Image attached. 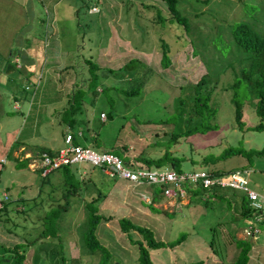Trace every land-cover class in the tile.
Instances as JSON below:
<instances>
[{
  "label": "rangeland",
  "instance_id": "obj_1",
  "mask_svg": "<svg viewBox=\"0 0 264 264\" xmlns=\"http://www.w3.org/2000/svg\"><path fill=\"white\" fill-rule=\"evenodd\" d=\"M39 2V13H42L44 20L46 19L47 30L45 35L41 34L39 30L35 33V39H42L41 43L35 42V50L41 52L42 55L44 50L51 49L48 46L55 39L60 41L61 46L67 45L68 47L73 42V49L69 48L68 54V57L71 58L70 66H63L59 71V73L61 70L64 72L66 69L67 74L68 72L72 73L73 78L69 83H73V87L76 82L80 81L81 71H84L81 69L85 66L82 57L89 54L102 69L113 68L118 71L130 58H138L148 64L142 60L146 58L151 62V65H148L156 71V74L146 83L143 94L137 101L129 103L128 107L122 109V99L119 98V109L122 110L115 112L113 119H107L106 115L103 117L101 113L109 110L111 102H115L110 99V94L117 97V93L109 90L108 93L100 92L93 98L90 97V92L86 94L80 115L87 118L89 132H98V141L93 147L99 149V146L113 142L117 144L115 146L126 145V152L129 155L136 156L142 151L144 154H151V156L162 153L160 152L163 148L162 145L149 144V142L153 140L154 132L161 130L159 125L161 120L168 118L166 116L174 110V97L180 94V85L195 82L207 71L203 62L205 61L207 65L211 66L210 68L220 69V76L213 87V99L210 103V106L215 107L216 112L208 121L221 125L224 135L222 139L221 136H214V139L218 140L216 145L199 149H191L187 142L179 138L185 144L174 146L172 150L185 153L187 157L191 155L194 158V160H181V169L188 171L202 167L212 168L211 164L207 166L201 164L203 155L219 154L227 146L241 145L252 152L248 154L252 156L250 160L246 159V154H233L216 161L213 169L227 170L239 166L247 167L248 172L245 176L248 181L257 176H264V154L258 155L259 153L256 151L264 145V116L256 113L253 105L256 97L250 91L248 84L242 82L238 87L229 85L240 69L249 63V60L243 56L245 52L234 45L230 35V25L236 20L244 19L258 32L264 31V0H208L205 3L201 0H179L178 7L183 14L189 17V30L176 21L168 20L172 16L164 0H40ZM93 6H97L98 11H92ZM108 9H111L110 13L107 12ZM157 11H160L161 15L166 18L164 23L157 19ZM198 11H200L199 14ZM30 16L32 15L28 14L29 18ZM50 27H53L52 31H50ZM27 31L28 28L25 29V32ZM162 40L169 47L170 61L167 66L161 63ZM233 47L234 50H232ZM196 49L201 53L195 54L194 50ZM1 63L3 64L4 61H0V67H2ZM45 65L43 67L40 65L34 73L45 74L47 68L50 73L54 71L51 63L47 62ZM101 75V86L128 87L132 84L133 79H136L135 76L130 78V75L126 76L122 72H117L114 76V74L103 71ZM40 87L33 93L32 90L27 91L30 102L41 96L42 101L51 99V86ZM72 88L69 89V92ZM17 90H20V87ZM234 93H237V99L243 107L244 125L242 127H238L235 121V104L232 100ZM9 96L7 89L4 104L6 109L12 111ZM53 96H56L55 92ZM6 97L9 98V101H6ZM66 98L67 95L64 94L61 102L54 103L55 108L58 109L61 107L60 105H64L67 101ZM0 100L2 101V97ZM23 106L24 113L18 115L16 138L18 134L28 133L31 126L28 117V102H23ZM48 106L50 105L48 104ZM53 113L52 117H55L56 120H53L49 126L48 133L51 132L53 138L56 137L55 135H59L58 141L63 144L65 126L60 120L61 112L54 110ZM145 119L159 122L143 125L146 123ZM260 122H262V128H251ZM36 128L42 131L40 136L26 140L39 145L41 143L39 138L43 139L48 135L43 133V124H38ZM143 145H146L144 149H142ZM176 151L174 152L177 153ZM72 167L76 180L71 182L74 185L78 183L86 185L87 193L69 194V204H66L67 209L60 214L59 231L55 236H41V230L44 228L42 217L51 207H63L66 202L63 193L66 192L67 185L70 184L61 169H56L49 175L51 185L48 181H34V185L24 190L25 193L31 192L30 199L10 201L8 212L3 213L2 216L4 220L0 218V238L3 243H6L0 244L2 247H11L17 242L23 243L25 259L22 264H47L45 249L51 245L57 246L54 243L59 242L57 235H60L69 257L78 258L72 264H98L101 257L100 250L95 253H90L88 250L83 251L80 247L77 229L86 218L84 201L94 197L97 190L106 193L97 201L98 212L104 217L95 231L97 238L111 253L109 262L106 264H139L137 245L132 243L119 228L118 219L122 216L150 227L157 239L162 237L164 240H170L177 237L180 232L186 231L188 234H193V237L205 240L208 245L212 240L213 249L216 250L215 253L217 252L218 257H221L223 261L232 258L231 254L223 255L224 250L219 246L218 240L222 239L224 244L231 242L229 232L232 230L231 227H235V224H216L230 219L231 215L234 216L239 209L238 197L235 199L236 205L233 206L228 203L226 198L222 197L215 199L212 205L206 206L202 202L210 194L203 199L198 191L197 195L191 196L190 203H182L181 208H178L177 206L172 207L170 200L168 201L167 197L161 193L158 196V201L152 202V206L161 210L155 211L150 207V203L144 201L141 196L143 191L147 194L151 191L146 186H136L116 180L86 162L72 165ZM166 167V165L162 166V168ZM7 174L5 170L2 171L0 176L2 184L5 179L10 184L11 180L16 178L14 176L11 179L8 177L9 175L6 177ZM55 174L58 175L56 178H54ZM39 182L47 183L37 185ZM262 184L264 185V181ZM245 222L246 218H241L239 221L241 225H244ZM236 229L240 232L243 231V227ZM259 229L260 233L257 238L251 237L250 241L247 240L251 245L254 242L258 245L264 244V223L259 224ZM133 235H139V233L133 231ZM242 239L246 240L248 237L245 236ZM190 246L187 243L183 249L175 250V253L173 250L176 246L161 250L157 253L155 261L158 264H192V261L195 260L202 259L200 261H203V254L198 251L190 252L189 249H192ZM149 251L157 250L150 249ZM4 253L9 255L8 252ZM209 253L207 254L208 259L211 258ZM150 255L152 254L150 253ZM204 256L207 258L206 255ZM260 258L263 261L264 255ZM244 264L259 263L252 262L247 258Z\"/></svg>",
  "mask_w": 264,
  "mask_h": 264
},
{
  "label": "trees",
  "instance_id": "obj_2",
  "mask_svg": "<svg viewBox=\"0 0 264 264\" xmlns=\"http://www.w3.org/2000/svg\"><path fill=\"white\" fill-rule=\"evenodd\" d=\"M164 1L166 2L167 8L172 16V18H169L168 20L176 21L182 24L186 29H188L190 25V22L188 20L189 17L186 14H183L181 9L178 7L179 0ZM201 1L203 3L208 2V0ZM156 16L158 20H161L164 23L166 18L161 15L160 11H157ZM45 21L46 19L44 20V17L42 15L38 17V30L41 32V34L44 35L47 30ZM52 30L53 27H50V31ZM230 35L235 43L234 45L245 52V55L243 54V56L249 60V63L247 66L241 68L238 74L236 73L237 75L229 85L231 87H238L242 82L248 84L250 87V91L256 97V100L253 104L255 111L257 114L264 116V31L258 32L247 20L240 19L231 23ZM197 50L198 49L194 50V53L200 54V50ZM232 50H234V47ZM168 51V44L164 40H162L161 63L164 66H167L170 61ZM82 58L85 62V66L81 67V69H83L84 71H81L80 73V81L75 83L74 87L70 91L72 93H68V99L65 104L58 109H55V112H61L60 120L65 126V129L63 130L64 133L65 131L69 130L71 131V133H73L74 142L89 144L91 147H93L97 144L98 132H89V127L87 126L86 122L87 118L80 115L86 94L90 92V97L93 98L94 96H97L98 93H108L109 90L117 93V97H113L110 94V99L115 102H111L110 109L104 112L107 119H113L115 112L128 107L129 103L135 102L139 99L141 94H143V89L146 83L150 81V79L154 76V74H156V72L149 65L143 63L138 58H130L127 61L128 63L126 62V64L121 66L118 71H115V69L113 68L102 69L94 61L91 54L83 56ZM203 62L206 65L207 71L203 73L195 82L180 85V94L174 97V110L166 116L168 118H166L165 120H161V124H159L161 126V130L154 132V138L151 142H149V144H156L159 146L162 145L163 148H161L162 151H160L162 153H157L156 156H151V154L147 155L142 151L136 156L129 155L126 152V145L115 146L117 144H114L113 142H110V144L108 145L99 146V149L95 147L93 148L101 151L107 150L113 152L119 155L127 165L136 166L141 165V163L150 167H162L166 165L167 167H171L177 171H182L180 167L181 160H194V158L191 155L187 157L185 156V153L183 154L182 152L180 153L179 151L172 150L174 146H180L184 143L181 142V140L187 142L191 149H199L216 145L218 143V140L214 139V136H221L222 139L224 135L223 128L218 123H211L208 120L211 116H214L216 112L215 107L210 106V103L213 99V87L220 76V69H212L210 68L211 66L207 65V62ZM66 66L70 65H65L64 67ZM103 71L114 74V76H116L117 72H122V74L126 76L130 75V78L132 76H135L136 79H133L132 84L128 87H122L118 85L101 86L100 77L102 76L101 73ZM39 84V80L38 82L36 80H32V83L26 85L25 87L27 89L30 88L33 93L38 88ZM119 98L122 99V109H119ZM232 100L235 104V121L238 127H242L244 125L243 107L242 103H240L237 99V93L233 94ZM145 121L146 123L143 125H149L159 122L153 119H145ZM170 123L172 124L169 125ZM201 123L204 124L201 125ZM164 127H166V129H164ZM259 127L262 128V122L251 126V128ZM79 131L80 133H78ZM179 138L182 139L179 140ZM176 143L178 144L176 145ZM145 147L146 145H143L142 149H144ZM174 151H176L177 153H175ZM256 151H258V155L264 154V145L261 148L256 149ZM251 153L252 152L250 150H246V147L241 145L227 146L223 148V150L219 154L203 155L201 164L203 166L211 164L212 168L209 169H211L215 174H223L227 173V171L234 170L243 166L227 170H221L219 168L213 169L216 165V161H219V159H224L227 156L233 154H246V159L250 160L252 156H249L248 154ZM22 161L25 163L26 160L23 159L18 162L21 163ZM61 168L65 179L70 184L67 185L68 187L66 188V192L63 193L66 202L63 207H51L42 217L44 228L41 230V236L44 237L55 236L59 231L58 220L60 218L61 212L67 209L66 204H69V194H72L74 192H77L79 194L87 193L86 185H80L79 183L77 185H74L71 182L72 180H76L75 171L72 165L67 164L62 166ZM93 186L96 187V185ZM217 188L219 187H213L212 192H201V196L203 199L207 197L206 195L210 194V196L202 203H204L206 206H209L213 204L215 199L222 197L226 198L228 203L231 204V201H234L236 197L240 195V193L238 192L240 190L228 187L222 188L230 189L228 190V192L227 190H218ZM199 190L203 191L202 188L195 187L192 188L190 192L194 196L195 192ZM152 192V202L158 201V196H160L161 194V187L154 186ZM225 193H228L229 199L225 197ZM229 193H231V195H229ZM213 194L216 195L214 196ZM105 195V192L97 190V194L94 197L84 202L83 206L86 212V218L85 221L77 227L81 249L83 251L88 250L90 253H95L100 250L101 257L98 264H106L107 262H109L108 259L111 256L110 251L105 245L100 242L95 232L99 222L104 217L103 214L98 212L97 201ZM211 196H214V198H210ZM238 198L240 202V210L238 211L239 216L233 213L234 216L231 215L232 217L230 219L223 220L216 225H226V223H232L234 221L236 222L241 218L248 219V216H251L252 209L248 205L246 194L243 192ZM14 199L27 200L26 196H24L23 194L22 189L17 190L15 185H9L7 187L6 197H2L1 200L0 218H2L3 213L8 212L10 208V201ZM152 202H150V207L155 211H161L158 207L152 206ZM232 204L234 205V203ZM2 219L4 220V218ZM118 222L120 230L125 233V235L130 239L132 243L137 245V260L139 264H154L150 256V249H156L160 247H174L182 240H184L188 234V232L182 231L177 237L170 240L157 239L154 235V231L146 225L133 222L129 218L123 216L118 219ZM133 231L138 232L139 235H133ZM59 236L60 235H57L59 242H54L57 246L51 245L49 248L45 249L47 264H72L73 262L77 261L78 258L69 257L67 249L64 248V243L61 241ZM247 240L248 239L244 240L242 238L237 240L240 243V248L235 254V258L232 260V264H244L247 258H249L248 250H250L251 244ZM218 241L222 242L221 239ZM209 244H213L212 240H210ZM24 246L25 245L20 242L15 243L11 247L4 246L2 248V251L8 252L9 255L1 253L0 264H22L23 260L25 259ZM201 262L202 261L197 260L195 261V264H200Z\"/></svg>",
  "mask_w": 264,
  "mask_h": 264
},
{
  "label": "crops",
  "instance_id": "obj_3",
  "mask_svg": "<svg viewBox=\"0 0 264 264\" xmlns=\"http://www.w3.org/2000/svg\"><path fill=\"white\" fill-rule=\"evenodd\" d=\"M39 1L40 0H0V61H4V63L8 65H5L3 67L1 63L2 67H0V75L2 76L0 78V98L2 97V101L0 100V176L2 174V171L5 170V173H8L6 177L8 175V177H11V179L14 176L16 177L11 180L10 184H8V181L6 179L3 184L0 182V207L2 197L6 196L7 187L9 185H15L17 190L23 188L22 190L24 196H26V199H30L31 192L25 193L24 190L29 186L34 185V181H48L51 185L49 175L52 174L56 169H61V172L63 173L61 166L59 168L49 171L46 175L43 176L40 173V168L37 167V165H34L32 162L33 160L31 159L41 151H48L50 153H54L59 147L64 145V143L62 144V142L58 141L59 135H55L56 137L53 138L52 133H48V131L49 126H51V124L53 123V120H56L55 117H52V115L54 114L53 111L56 109L54 103L57 101L61 102L62 96L64 94L67 95V100L69 89L73 87V83H69V81L73 78L72 73L68 72L67 74L66 69L64 72L61 70V72L59 73L60 69H62L63 66L70 65L69 63L71 62V58L68 57V54L69 48L73 49V42L71 46H61L60 41L58 39H55L52 41V43L50 42V45L48 46L51 47V49L44 50V52H42V55L41 52H37L35 50V42H42V39H35V33L38 31L39 28L38 17L42 15V13H39ZM107 12L110 13L111 9H108ZM198 13H200V11H198ZM28 14H31L32 16H30L29 18ZM26 28H28L27 32H25ZM142 60L151 65V62L147 61L146 58H143ZM47 62L53 65L52 68H54V71L52 73L49 72L48 68L45 74L34 73L40 65L41 67L46 66L45 64ZM39 76L40 84L38 87L51 86L52 97L48 101H42L41 96L37 99L34 98L30 102L27 97V91L31 89H27L25 86L32 83V80H36L38 82ZM68 84L70 85L69 87L67 86ZM18 87H20V90H17ZM7 89L12 103V111L6 109V106L4 104ZM20 92L22 94H19ZM54 92L56 93V96H53ZM8 99L6 97V101H9ZM26 101L28 102V117L31 126L28 130V133L18 134V137L16 138V126L18 127L19 122L18 115L24 113L23 102ZM34 103L35 106L32 107ZM45 103H48L50 106ZM16 105H18V107H16ZM38 124H43V133L45 135H48L43 139L39 138L41 142L39 145H37V143H34L33 141L30 143L26 140L38 138L36 137L38 135L40 136L42 131L37 130L36 127L38 126ZM67 132L71 131L67 130L65 131V133L63 132V138H65ZM23 159L26 160L25 163L23 161L21 163L18 162ZM8 162L10 163L7 164ZM57 176L58 175L55 174L54 178H56ZM261 176L254 177L248 182L251 188L260 191V193H263L264 189H261V187H264V185L262 184V181H264V176ZM45 183L47 182H39L37 185H45ZM257 183L260 185H258ZM146 187L152 191V185ZM217 189L223 190L220 187ZM199 191V194H201V192H204L206 190L203 189V191ZM197 192H195V194ZM191 196H193V194H190V196L186 197L181 202V204L190 203ZM214 196H211L210 198H214ZM225 197L229 199L227 193H225ZM170 202L171 206L174 207L175 203L173 202V200H170ZM231 202L235 205V200ZM177 204L178 202H176V206ZM238 207L239 211L240 203ZM238 211L235 213L237 216H239ZM239 221L240 220H237L236 222L234 221L232 223L229 222L230 224H235V227H231L232 230L230 231L231 242H227L224 244L223 241H219V246L224 250L223 255H225V253L232 255V258L227 261H223L221 257L217 256L218 254L217 252L215 253L213 249V244L208 245L205 240L203 241L201 240V238L199 239V237H193V234L191 233L187 234L184 240H182L179 244L175 245L176 247L174 246L175 249L173 251L175 253V250H181L187 243H189L191 245L190 248H192L189 249L190 252L198 251L203 254L202 256L204 258L200 264H232V260L235 258V254L240 248V243L237 240L240 238H244L245 236L248 237L249 241L251 237L257 238L260 233L259 224L264 223V221L252 222L250 220V216H248V219H246L244 225H241ZM249 226L255 227L256 232L247 233L246 228H248ZM238 227H243V231L240 232L239 230H237L236 228ZM160 238L163 239L162 237ZM0 243L6 244L3 243L1 238ZM1 244L0 255L1 253H4L2 251L3 247ZM166 248L169 247H160L156 248L157 251H149L152 254L150 256L154 264H158L155 261V258L158 255L157 253H159V251L161 250H167ZM208 252H210L209 254L211 255L210 259H208ZM204 255H206L207 258H205ZM262 255H264V244L258 245L255 244V242L252 243L249 250V260L251 259L252 262L257 261L259 264H264V260H260V257ZM195 261H192V264H195Z\"/></svg>",
  "mask_w": 264,
  "mask_h": 264
},
{
  "label": "built area",
  "instance_id": "obj_4",
  "mask_svg": "<svg viewBox=\"0 0 264 264\" xmlns=\"http://www.w3.org/2000/svg\"><path fill=\"white\" fill-rule=\"evenodd\" d=\"M93 6L92 11H98V7ZM16 107H18L16 105ZM101 115L105 117V113ZM80 133V131L78 132ZM34 165L40 168L41 175H46L49 171L63 165H80L89 163L97 167L100 171L116 180H122L131 185L161 187L168 200H173L180 208L181 202L188 197L192 188L200 187L208 192H212L213 187H228L243 191L248 199V205L252 209L250 220L264 221V194L251 188L246 178L248 170L238 168L227 171L223 174H215L211 169L199 168L193 170L177 171L171 167H150L147 165H127L123 159L110 151L97 150L89 144L76 143L73 140V133L67 132L64 138V145L59 147L54 153L41 151L31 158ZM3 160V159H2ZM151 187V188H152ZM152 188V190H153ZM153 192L148 194L143 191L141 196L144 201L152 202ZM6 197V196H5ZM247 233L256 232V228L249 226Z\"/></svg>",
  "mask_w": 264,
  "mask_h": 264
},
{
  "label": "clouds",
  "instance_id": "obj_5",
  "mask_svg": "<svg viewBox=\"0 0 264 264\" xmlns=\"http://www.w3.org/2000/svg\"><path fill=\"white\" fill-rule=\"evenodd\" d=\"M203 168V167H202ZM239 168H247V167H239ZM209 169V168H208ZM236 169H238V168H236ZM200 188V187H199ZM190 194H191V192H189L188 193V196H190ZM179 208V207H178ZM180 208H181V206H180Z\"/></svg>",
  "mask_w": 264,
  "mask_h": 264
},
{
  "label": "water",
  "instance_id": "obj_6",
  "mask_svg": "<svg viewBox=\"0 0 264 264\" xmlns=\"http://www.w3.org/2000/svg\"><path fill=\"white\" fill-rule=\"evenodd\" d=\"M3 65V67L6 65V63H4V64H2ZM6 66H8V65H6Z\"/></svg>",
  "mask_w": 264,
  "mask_h": 264
}]
</instances>
